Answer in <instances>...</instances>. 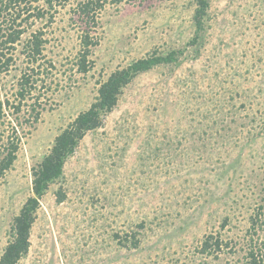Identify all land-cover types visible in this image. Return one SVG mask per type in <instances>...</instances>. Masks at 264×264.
I'll return each instance as SVG.
<instances>
[{
    "label": "rangeland",
    "instance_id": "rangeland-1",
    "mask_svg": "<svg viewBox=\"0 0 264 264\" xmlns=\"http://www.w3.org/2000/svg\"><path fill=\"white\" fill-rule=\"evenodd\" d=\"M83 1L51 16L23 13L19 40L0 45V64L9 58L0 99L20 136L0 178V255L32 194L31 168L99 84L154 50L181 49L178 61L137 74L79 141L41 197L17 264H264V0H208L196 42L197 0H92L90 23L78 12ZM14 13L2 9V28ZM84 31L98 42L81 73ZM33 33L43 46L31 64L24 44ZM32 67L21 100L18 82ZM210 235L220 246L205 251Z\"/></svg>",
    "mask_w": 264,
    "mask_h": 264
},
{
    "label": "trees",
    "instance_id": "trees-1",
    "mask_svg": "<svg viewBox=\"0 0 264 264\" xmlns=\"http://www.w3.org/2000/svg\"><path fill=\"white\" fill-rule=\"evenodd\" d=\"M68 0H43L44 8H37L30 4L28 0H0V13L2 9H15L12 23L8 26L0 25V30L3 32L0 35V45L11 48L19 40L20 35L24 32L23 28L16 24L23 13L29 16L41 18L49 13L56 6L63 5ZM92 0L83 1L79 7V13L87 18L86 22H95V14L99 6L98 4L91 5ZM209 6L208 0H197L196 7L192 14L193 23L195 26L192 42H196L205 28L207 18V9ZM36 8V11L33 9ZM34 10V11H32ZM35 12V15H31ZM2 21V20H1ZM20 21V20H19ZM18 21V22H19ZM27 42L24 44L27 57L31 64L36 63L41 55L43 41L40 38V33H33ZM97 38L89 35L88 31H84L80 35V49L76 60V69L81 73H86L92 66V61L89 60V54L92 47L97 44ZM183 54L181 49H171L165 52L154 50L140 58L133 59L126 66L117 68L110 72L107 78L102 81L98 88L97 94L91 104L84 110L80 111L72 121H70L54 138L53 143L48 152L41 160L31 168V189L32 194L25 200L18 214L14 217L10 227L11 239L5 245L1 255L0 264H17L18 261L27 253L30 241V230L35 219L36 210L39 206L41 197L47 191L49 185L60 179L63 175L64 164L67 158L73 154L79 141L83 136L91 130L99 128L103 124L104 116L109 113L116 105L119 95L123 88L132 81L139 73L152 69L160 64H170L178 61ZM9 58H6L0 64L2 69L7 66ZM31 73L23 72L18 82L19 89L16 96L23 100L29 93L30 75H33L34 68H31ZM6 103L8 100L0 99V178L10 169L16 159V152L20 136L16 133L17 125L12 124L5 118ZM32 110H35L32 108ZM34 118V117H33ZM16 119V118H15ZM36 119V118H34ZM63 195L60 194L57 200L61 201ZM219 237L207 236L203 241V250L209 251V247L215 246L219 248ZM255 259L253 258V261ZM254 264H257L254 261Z\"/></svg>",
    "mask_w": 264,
    "mask_h": 264
}]
</instances>
